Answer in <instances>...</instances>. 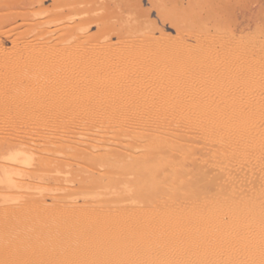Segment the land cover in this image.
Listing matches in <instances>:
<instances>
[{"label":"rangeland","instance_id":"374dc122","mask_svg":"<svg viewBox=\"0 0 264 264\" xmlns=\"http://www.w3.org/2000/svg\"><path fill=\"white\" fill-rule=\"evenodd\" d=\"M6 2L12 21L8 37L0 28V43L13 67L9 113L17 154L4 172L0 166V264H264V0ZM88 16L117 32L107 34V49L78 66L96 74L85 96L61 75L65 47L105 35ZM78 20L85 29L74 36ZM193 182L201 191L190 198L201 199V218L172 219L171 229L144 235L143 215L120 233L123 244L136 246L92 241L98 231L120 229L105 212L140 207L171 216ZM52 209L67 215L57 214L42 235L69 240L57 254L47 249L43 258L11 260L15 250L41 242L23 231ZM7 220L16 241L2 230ZM173 228L189 236L146 246Z\"/></svg>","mask_w":264,"mask_h":264},{"label":"bare ground","instance_id":"6f19581e","mask_svg":"<svg viewBox=\"0 0 264 264\" xmlns=\"http://www.w3.org/2000/svg\"><path fill=\"white\" fill-rule=\"evenodd\" d=\"M8 2H6V0H1L0 2V28H3L2 33L8 37L9 35V26L11 24L12 21V16L9 12L6 11V9L8 8ZM82 13H86V11H82ZM78 14V13H77ZM159 16L165 20V19H169V21H171V24L174 23L172 19H170L167 14L165 13H159ZM87 23H91V22H95V21H100L102 23V30L103 33L105 35H103V37L99 38L98 40H96V38L92 39L89 37H83L84 41L83 44L81 45V47L79 49H75V50H71L70 47H65V51L67 48V51L64 52L65 53V57L68 60L67 61V66L64 67L65 73H62L61 77L63 76L64 80L69 79L68 82L69 83V87L70 88H76L77 91L79 92V94H83L84 92H86V88L88 85L91 86V84H93L94 80H95V76L96 74H92L90 75L89 73L85 72L83 69H79L78 66H80L81 64L84 63L86 57L89 55V53H91L92 51H104L103 49L105 48V46H107V34L111 35L115 32H117L114 28L113 24L110 23H106L104 20H102L101 17L99 18H93V17H85L83 18ZM85 23H83L81 20L75 21L74 22V26H73V32H74V36L80 32L84 27ZM175 24V23H174ZM121 25H123V23L121 22ZM101 28V27H100ZM85 29V28H84ZM100 32V31H99ZM82 38V36H80ZM69 38V37H68ZM81 41V40H80ZM74 42V41H73ZM78 42V41H77ZM76 42V43H77ZM132 42V41H131ZM78 44V43H77ZM4 44L0 43V117L3 115L4 119L3 121L0 120V166L2 167L1 172L5 171V168L8 166V161L10 160H14V153L11 152L12 150V146H13V141H12V132H11V121H10V113H9V101L11 99V96L13 94V86H12V82H11V76H12V71H13V67H12V63L10 61V57H9V50H7L4 46ZM71 45H74V43H71ZM113 45V44H112ZM117 45V44H116ZM77 46V45H76ZM75 47V46H74ZM108 47V46H107ZM110 47V46H109ZM119 47V46H118ZM117 48V47H116ZM115 48V50H116ZM51 49V48H49ZM107 49V48H105ZM129 49V48H128ZM127 49V50H128ZM63 50V48H62ZM126 50V49H125ZM39 51V50H38ZM50 51V50H48ZM47 51V52H48ZM60 51V50H59ZM43 52V51H42ZM53 52V51H52ZM62 52V53H63ZM106 52V51H105ZM104 52V54H106ZM110 52V51H109ZM118 52V51H116ZM124 52V51H123ZM122 52V53H123ZM40 53V52H39ZM61 53V54H62ZM94 53V52H93ZM98 53V52H97ZM96 53V54H97ZM100 53V52H99ZM99 53L97 55H99ZM113 53V52H112ZM126 53V52H125ZM37 54V53H36ZM50 54V53H48ZM52 54V53H51ZM109 54V53H108ZM102 55V54H101ZM111 55V54H110ZM127 55V54H124ZM37 56V55H36ZM92 56V55H91ZM95 56V55H94ZM112 56V55H111ZM117 56V55H116ZM129 56V55H128ZM101 57V56H100ZM121 56H119L120 58ZM46 58V57H45ZM48 58V57H47ZM89 58V57H88ZM96 58V57H95ZM118 58V57H117ZM123 58V56H122ZM91 59V57H90ZM89 59V60H90ZM97 59V58H96ZM106 59V58H105ZM88 60V59H87ZM109 60V59H108ZM115 60V59H114ZM40 61V59H39ZM92 61V60H91ZM117 61V59L115 60ZM114 61V62H115ZM121 61V60H120ZM43 63V60H42ZM88 63V62H87ZM90 63V62H89ZM98 63V62H96ZM95 63V64H96ZM103 63V62H102ZM110 63V62H109ZM118 63L119 60H118ZM44 64V63H43ZM91 64V63H90ZM89 64V65H90ZM93 64V62H92ZM101 64V63H100ZM105 64V62H104ZM112 64V63H110ZM117 64V63H116ZM94 65V64H93ZM98 66V65H97ZM110 66V65H109ZM121 66V65H119ZM88 67V66H87ZM95 67V66H94ZM99 67V66H98ZM111 67V66H110ZM118 67V66H117ZM91 68V67H90ZM102 68V67H101ZM105 67L103 66L102 69L98 70L99 73L103 72L106 69H104ZM108 69V67H107ZM91 71V70H90ZM93 71H95L93 69ZM97 71V72H98ZM116 71V70H115ZM52 72V71H51ZM53 72L57 73L56 70H54ZM89 72V71H88ZM95 75V76H94ZM68 76V77H67ZM101 77V76H99ZM98 77V78H99ZM180 81V80H179ZM35 82V81H34ZM98 83V82H97ZM67 87V86H65ZM103 87V86H102ZM119 88V87H118ZM85 89V90H84ZM94 89V88H93ZM69 90V89H68ZM108 90V88H107ZM83 93H80L82 92ZM40 92V88H35L32 91V97H34L35 95H37ZM88 93V92H87ZM66 94H71L69 92H67ZM72 96H70L71 98L74 99V92L73 94H71ZM85 95V93L83 94ZM82 95V96H83ZM105 95V93H104ZM107 95V94H106ZM86 96V95H85ZM91 96V95H90ZM100 96V95H99ZM119 97V96H118ZM61 98V97H60ZM78 98V97H77ZM145 98V97H144ZM62 99V98H61ZM60 99V100H61ZM68 99V98H67ZM71 101H74V100ZM89 99V98H88ZM103 99V98H102ZM107 99V98H106ZM116 99V98H115ZM59 100V99H58ZM90 100V99H89ZM88 100V101H89ZM69 101V100H68ZM91 101V100H90ZM93 101V100H92ZM122 101V100H121ZM32 102V101H31ZM73 104V103H72ZM71 104V106L73 107V105ZM131 104V103H130ZM29 105V104H28ZM57 105V104H56ZM69 105V103L67 104ZM75 106H79L77 107V109H80V105H78V103L74 104ZM83 105V104H82ZM117 105V104H116ZM71 106L70 109H71ZM74 106V107H75ZM136 107V106H135ZM150 108V107H149ZM177 108V107H176ZM69 109V108H68ZM85 109V108H84ZM118 110V109H117ZM102 111V110H101ZM198 118V117H197ZM202 118V117H201ZM1 119V118H0ZM191 119V118H190ZM69 121V120H68ZM227 121V120H226ZM224 122V121H223ZM235 124V123H234ZM67 125V124H66ZM58 129V128H57ZM139 132L135 131L133 132V134H135L134 138H138L139 137ZM232 133V131H231ZM141 135V134H140ZM207 135V134H206ZM233 135V134H232ZM54 137L55 139H60L61 138V133L59 132V129L55 131L54 133ZM125 137V136H123ZM230 138V136H228ZM129 138V137H128ZM244 138V136H243ZM228 139V138H227ZM53 140V139H52ZM239 140V139H238ZM151 142V141H149ZM229 142V141H228ZM241 141H239L240 144ZM257 142V141H256ZM242 143V142H241ZM244 145V144H243ZM226 146V145H225ZM242 146V145H241ZM66 147V145H65ZM69 147V146H68ZM228 147V146H227ZM67 148V147H66ZM100 151V150H99ZM112 151V150H111ZM143 152V151H142ZM58 153V152H57ZM136 153V152H135ZM61 154V153H60ZM21 161V159L19 160ZM47 164V163H46ZM180 164V163H179ZM65 165V164H64ZM198 166V165H197ZM64 167V166H63ZM194 167V166H192ZM196 167V166H195ZM201 168V167H200ZM203 168V167H202ZM202 168L200 170H202ZM161 169V168H160ZM195 169V168H193ZM197 169V168H196ZM205 169V168H204ZM43 170V169H41ZM168 170V169H167ZM209 170V169H208ZM211 170V169H210ZM194 171V170H193ZM203 171V170H202ZM201 171V172H202ZM205 171V170H204ZM59 172V171H58ZM182 172V171H181ZM207 172V170H206ZM205 172V173H206ZM199 173V172H198ZM197 173V174H198ZM208 173V172H207ZM232 174V173H231ZM5 176L9 177L6 173H4ZM129 175V174H127ZM186 175V174H185ZM189 175V174H188ZM213 175V174H212ZM216 176V175H215ZM186 178V177H185ZM193 178V177H192ZM191 178V179H192ZM215 180H217L218 178H213ZM198 181V180H197ZM154 182V181H153ZM199 182V181H198ZM219 182V181H218ZM192 183V182H191ZM194 183V182H193ZM254 183V182H253ZM213 184L216 186L215 182L213 181ZM218 184V183H217ZM222 185V183H219ZM229 185V183H227ZM201 185V184H200ZM220 185V186H221ZM166 186V185H165ZM202 186V185H201ZM207 185H205L206 187ZM256 186V183H255ZM259 186V185H258ZM142 187V186H141ZM167 187V186H166ZM174 187V186H173ZM200 186L196 183L194 184H190V185H186L184 191H185V196L186 198H184L183 200V206H180L181 208L177 211L172 213L171 216H163L162 214H160L158 211H154L152 208L150 209H146V208H136L134 210L133 213H123V212H105L104 215L107 216V219H111V220H115L117 224H121V226L119 227L120 229L117 230H113V231H103V232H97L95 237L92 238V241H94V243H96L97 247H103V248H108V247H117V248H121V247H130V246H136L135 244L133 245L132 243H125L123 244V242H121L120 240V236H121V229L125 228V227H130V226H134L137 224L138 220L141 218V216H145L147 218V224H145L144 226H142L141 228L138 229V231L140 230L141 232H143L144 235L147 234H152L156 231L159 230H163V229H167L170 228L169 225L172 222V219H181L183 217H186L188 215H194L198 218H201L203 211H204V206L202 204L201 199L198 198V201L195 202L194 198H190L191 195H198V193H200ZM229 186H226V188H228ZM161 188H164L161 187ZM254 188V187H253ZM205 189V188H204ZM234 189V188H233ZM260 189V188H258ZM161 191V190H160ZM222 191V190H221ZM264 191V190H263ZM151 192V191H150ZM239 192V191H238ZM258 192V191H257ZM222 193V192H221ZM235 193V192H234ZM253 193H254V189H253ZM108 194V193H107ZM140 194V193H138ZM162 194V193H161ZM242 194V193H241ZM255 194V193H254ZM202 195V194H201ZM183 196V195H182ZM240 196V195H238ZM163 197V196H162ZM174 197V196H173ZM176 197V196H175ZM184 197V196H183ZM197 197V196H196ZM261 197V196H260ZM263 198V197H262ZM161 199V198H160ZM170 199V198H169ZM174 199V198H173ZM192 199H194L193 201H191ZM197 199V198H196ZM211 199V198H210ZM215 199V198H214ZM260 199V198H259ZM5 199H2V201ZM178 199H176L175 201H177ZM237 200V199H236ZM205 201V200H204ZM244 201V200H243ZM224 202V201H223ZM228 202V201H227ZM251 202V201H250ZM164 203V202H162ZM178 203V202H177ZM182 203V202H181ZM213 203V202H212ZM225 203V202H224ZM257 203V202H256ZM174 204V203H173ZM218 204V203H217ZM223 204V203H222ZM236 205V204H235ZM166 206V205H165ZM238 206V205H237ZM171 207V206H170ZM175 207V206H174ZM165 211H166V207ZM242 208V206H241ZM175 209V210H176ZM240 209V208H239ZM218 211V210H217ZM259 212V211H258ZM57 214H59L58 216H61L62 214L67 215L66 211H58L57 209H52L51 212H40L39 215L37 216V219L34 220L33 222H31V224H28L25 228L23 233L24 234H28L30 232H33L37 235H41V242L39 244H32L29 245L28 247L25 248H21L20 250L17 249L15 250V252L13 253H9L10 254V259L11 260H20V261H31L33 258H43V256H47L46 255V250L50 249L51 251H49L52 255L57 254L58 252V248L61 247L63 245V243L66 242V240L69 238L67 235L64 239V237H62L63 235L58 234L57 236H55L54 238H49V237H45L44 235H42V230L45 227L46 224H52L54 222H56V220H58L57 218ZM25 222V221H24ZM2 224V223H1ZM4 226L2 228V230H6L8 232V235L11 237V241H16V239L12 238L13 234L10 228V225L12 224L11 220H7L5 222H3ZM23 224V223H22ZM25 224V223H24ZM58 227V226H57ZM110 227V226H109ZM60 229V228H59ZM171 229V228H170ZM53 230V229H52ZM172 232V233H171ZM170 235L168 234L167 236H164L162 238H160L158 241H154L152 240V243H150L148 246H159V247H163L169 244V242L171 241V239L173 238H183L186 235L189 236L188 234H184L182 231L180 230H176V229H172ZM50 233V232H49ZM23 235H20L19 237L21 238ZM150 239V237H149ZM69 240V239H68ZM151 240V239H150ZM29 241V240H28ZM89 241V240H87ZM154 241V242H153ZM20 243V242H19ZM14 244V243H13ZM88 244V243H87ZM144 246V247H146ZM107 256H109L110 254V250H106L104 251ZM74 253V252H73ZM103 253V252H102ZM117 253V252H115ZM126 254L127 252L125 251H120L118 252V254ZM90 254H94L92 255L94 258L95 257V253H91ZM109 258V257H108Z\"/></svg>","mask_w":264,"mask_h":264}]
</instances>
